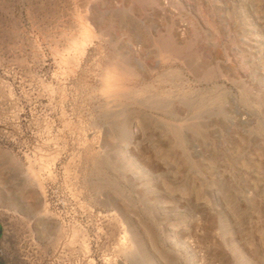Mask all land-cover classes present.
I'll list each match as a JSON object with an SVG mask.
<instances>
[{
    "label": "rangeland",
    "instance_id": "rangeland-1",
    "mask_svg": "<svg viewBox=\"0 0 264 264\" xmlns=\"http://www.w3.org/2000/svg\"><path fill=\"white\" fill-rule=\"evenodd\" d=\"M0 200V264H264V0H0Z\"/></svg>",
    "mask_w": 264,
    "mask_h": 264
},
{
    "label": "bare ground",
    "instance_id": "bare-ground-1",
    "mask_svg": "<svg viewBox=\"0 0 264 264\" xmlns=\"http://www.w3.org/2000/svg\"><path fill=\"white\" fill-rule=\"evenodd\" d=\"M0 207H2V208H5V207H6L5 205L2 204L1 200H0ZM45 213H47V212H45ZM45 213H44V214H45ZM41 214H42V213H41ZM45 215H46V214H45ZM41 224H42V223H41ZM37 225H38V224H37Z\"/></svg>",
    "mask_w": 264,
    "mask_h": 264
},
{
    "label": "flooded vegetation",
    "instance_id": "flooded-vegetation-1",
    "mask_svg": "<svg viewBox=\"0 0 264 264\" xmlns=\"http://www.w3.org/2000/svg\"><path fill=\"white\" fill-rule=\"evenodd\" d=\"M7 210V209H6ZM0 219H3V213H0Z\"/></svg>",
    "mask_w": 264,
    "mask_h": 264
}]
</instances>
